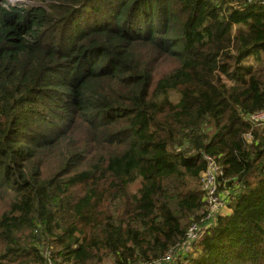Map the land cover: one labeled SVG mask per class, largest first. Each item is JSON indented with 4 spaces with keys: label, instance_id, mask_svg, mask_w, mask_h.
<instances>
[{
    "label": "trees",
    "instance_id": "16d2710c",
    "mask_svg": "<svg viewBox=\"0 0 264 264\" xmlns=\"http://www.w3.org/2000/svg\"><path fill=\"white\" fill-rule=\"evenodd\" d=\"M28 1L0 0V264H264V0Z\"/></svg>",
    "mask_w": 264,
    "mask_h": 264
},
{
    "label": "built area",
    "instance_id": "2783aa9c",
    "mask_svg": "<svg viewBox=\"0 0 264 264\" xmlns=\"http://www.w3.org/2000/svg\"><path fill=\"white\" fill-rule=\"evenodd\" d=\"M264 116V111L257 112L251 116L253 120L259 123H263L262 117ZM206 162H207V168L205 172L202 175V185L204 190H206V196H207V203L210 207V210L208 214L206 215L207 218L214 215L215 212H217V209L224 205L223 201L220 200V197L216 195V188H217V182L218 178L223 174V168L222 166L214 160L211 156H205ZM196 225H192L188 232H187V239L184 241L183 244L179 246L178 250L181 249H188V246L192 243L194 240L193 236L196 234ZM173 253H168L164 255V257L160 258L156 263L153 264H168L172 261ZM46 258L49 257L48 251L45 252ZM48 264H53L52 262H49Z\"/></svg>",
    "mask_w": 264,
    "mask_h": 264
},
{
    "label": "rangeland",
    "instance_id": "374dc122",
    "mask_svg": "<svg viewBox=\"0 0 264 264\" xmlns=\"http://www.w3.org/2000/svg\"><path fill=\"white\" fill-rule=\"evenodd\" d=\"M9 4H15V3H21V4H23V3H25V4H28L29 3V1L28 0H6ZM169 97H170V99H172V100H174V101H176V99L178 98V95L176 94V93H174V92H170L169 93ZM262 117V121L264 122V116H261ZM137 184V183H136ZM136 184L135 185H133V188L136 186ZM229 208L227 209V205L226 204H222V206L221 207H219L218 209H217V212H218V214H223V213H225V214H227L228 212H229ZM218 216V215H217ZM216 219V218H215ZM214 223H216V220L215 221H213V222H211V225H214ZM200 228L199 227H196V234H194V236H193V238H194V240L192 241V243L188 246V249L187 250H183V249H181L180 251H181V253L184 251V252H186L187 254H189L190 252H191V254H193V252L196 254L198 251H200L199 250V247H198V239L200 238V235L202 234V231L201 230H199ZM196 239H197V242H196V244L194 245V242L196 241ZM194 254V255H195ZM193 255V256H194ZM182 258H179L180 260H182L183 261V263L184 264H188V260H186V258H184L183 256H181ZM109 261L110 260H106L105 262L106 263H109ZM175 261V260H174Z\"/></svg>",
    "mask_w": 264,
    "mask_h": 264
}]
</instances>
